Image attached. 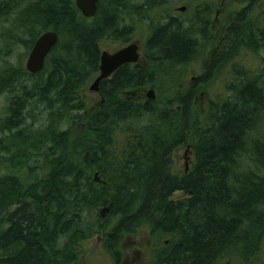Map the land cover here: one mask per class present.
<instances>
[{"label": "trees", "instance_id": "trees-1", "mask_svg": "<svg viewBox=\"0 0 264 264\" xmlns=\"http://www.w3.org/2000/svg\"><path fill=\"white\" fill-rule=\"evenodd\" d=\"M165 1L99 0L85 19L74 0H0V59L58 35L41 72L0 74V264H78L95 236L118 264L123 239L142 229L155 246L149 264H264V78L235 67L226 97L204 112L194 99L240 49L264 52V22L249 23L250 5L232 13L200 77L142 99L170 87L199 50L191 26L150 18ZM143 22L141 62L102 81L87 108L100 44L133 41ZM207 27L196 28L205 40ZM185 145L193 164L179 176L173 154ZM178 192L188 197L173 200Z\"/></svg>", "mask_w": 264, "mask_h": 264}, {"label": "rangeland", "instance_id": "rangeland-1", "mask_svg": "<svg viewBox=\"0 0 264 264\" xmlns=\"http://www.w3.org/2000/svg\"><path fill=\"white\" fill-rule=\"evenodd\" d=\"M248 5L251 6L250 13L248 14L249 23L252 25L262 24L264 22V0H167L165 1V5L160 8V12L157 11L154 12L153 15H150V18H153L155 22L157 20H162V16L159 17V13L168 17L177 15V20L180 21L182 25L183 23L187 26L191 24L196 28V11L198 10V13H200L203 6L206 7V10L212 11V16L210 15L211 19L208 22L209 27H207L208 39H201V42H199L200 45L196 58L183 69L170 87L167 86L153 90L155 97L159 96L165 98L170 96L172 92L187 87L189 83H192L191 80L193 78L201 76L202 63L208 54L210 45L219 38V31L222 30L225 23H227L229 15L238 12ZM181 7H185L186 11L184 13H177L176 9ZM216 13H218L217 16ZM200 19H202V17H199V20ZM146 24V22H143L141 25H138L133 37V41L139 43V62H141L142 55L141 47L144 45L149 34ZM100 46L102 51L108 53H113L121 47L119 44L115 43H101ZM27 56L28 54H26L25 50L21 47L12 49L5 60L0 59V74L9 66H21L25 69ZM229 57L230 56H228V58ZM235 67L251 75L264 78V52L259 51L253 53L247 49H240L230 60H226L224 63L219 64L212 79L204 86H201L194 97V99H196L195 105L198 106L197 108H199L201 112L207 110L208 100L226 97L227 86L235 80ZM92 83L93 81L82 91L83 100L87 102V108L89 109L94 108L101 99L99 93L89 90ZM149 90L150 89L146 90L142 99H148L147 92ZM36 127L37 126L34 128ZM173 161L174 173L183 176L185 172L188 171L187 168L189 169L193 164V154L190 145L178 148L173 154ZM2 174L3 170L0 169V175ZM187 197L188 194L178 192L173 195L172 199L180 200L186 199ZM102 217H105V215H102ZM154 247V242L149 239L147 229H142L134 235L126 236L120 245L121 256L118 264H149L150 255ZM78 253V264H113L112 259L102 247L100 236H95L83 242L79 246Z\"/></svg>", "mask_w": 264, "mask_h": 264}, {"label": "water", "instance_id": "water-1", "mask_svg": "<svg viewBox=\"0 0 264 264\" xmlns=\"http://www.w3.org/2000/svg\"><path fill=\"white\" fill-rule=\"evenodd\" d=\"M75 6L85 19L94 18L97 12L99 0H74ZM181 12L184 9H180ZM58 35L55 32L47 31V33L38 37L28 55L25 69L29 74H37L43 69L46 57L56 45ZM140 61L139 46L136 42L121 48L113 53L106 51L101 52L99 60V74L93 81L89 90L99 93V86L102 81L111 78V76L124 65H136ZM147 98L154 100L153 90L147 92Z\"/></svg>", "mask_w": 264, "mask_h": 264}, {"label": "flooded vegetation", "instance_id": "flooded-vegetation-1", "mask_svg": "<svg viewBox=\"0 0 264 264\" xmlns=\"http://www.w3.org/2000/svg\"><path fill=\"white\" fill-rule=\"evenodd\" d=\"M180 9H184V11L183 12H181L180 11ZM176 11H177V13H184L185 11H186V9H185V7H181V8H178V9H176ZM204 12H206V7H202V10H200V13H198V10L196 11V19H198L197 20V27H198V29H203L204 28V25L206 24V26H208L209 27V24H208V22H209V20L211 19V14H212V11H210V19H208V21H204L203 20V16H204ZM218 15V13H216V16ZM193 16V15H192ZM177 15H173V16H169V18H171V19H174L177 23H179L180 25H181V27L182 28H189L190 26L193 28V30H194V32H195V35L194 36H196V37H193L192 36V40H197L198 42H201V39H203L204 37H205V35L204 36H202L200 33H197V30H196V28H194L191 24H189V26H187V25H185L184 23H183V25L180 23V21H178L177 20ZM199 17H202V19H200L199 20ZM215 21H216V19H215ZM207 22V23H206ZM211 30H212V26H211ZM221 30L219 31V36L221 35ZM133 42V41H132ZM137 44H139V43H137ZM139 46V45H138ZM200 77V76H199ZM198 78V77H197ZM197 78H193L192 80H191V82H193L195 79H197ZM187 170L188 171H186L185 172V175L186 174H188L189 173V171H190V168L188 169L187 168Z\"/></svg>", "mask_w": 264, "mask_h": 264}, {"label": "bare ground", "instance_id": "bare-ground-1", "mask_svg": "<svg viewBox=\"0 0 264 264\" xmlns=\"http://www.w3.org/2000/svg\"><path fill=\"white\" fill-rule=\"evenodd\" d=\"M52 32H53V31H52ZM45 33H47V31L44 32V33H42L40 36H42V35L45 34ZM40 36H39V37H40ZM57 42H58V41H57ZM131 42H132V41H131ZM131 42H129V43L125 44V45H121V48H124V47L130 45ZM56 44H57V43H56ZM33 45H34V44H33ZM55 46H56V45H55ZM55 46H54V47H55ZM32 47H33V46H32ZM54 47H53V48H54ZM53 48H52V49H53ZM31 49H32V48H31ZM31 49H30V51H31ZM30 51H29V53H30ZM50 52H51V51H50ZM29 53H28V55H29ZM49 54H50V53H49ZM49 54H48V55H49ZM195 56H196V55H195ZM27 58H28V56H27ZM46 58H47V57H46ZM45 60H46V59H45ZM192 60H193V59H192ZM26 61H27V59H26ZM25 64H26V62H25ZM44 64H45V62H44ZM188 64H189V63H188ZM124 66H126V65H124ZM124 66H122V67H124ZM43 67H44V65H43ZM122 67H121V68H122ZM185 67H186V66H185ZM121 68H119V69H121ZM119 69H118V70H119ZM25 70H26V69H25ZM118 70H117V71H118ZM117 71H116V72H117ZM40 72H41V71H40ZM200 75H201V73H200ZM93 81H94V79H93ZM230 81H231V80H230ZM152 90H153V89H152ZM154 95H155V94H154Z\"/></svg>", "mask_w": 264, "mask_h": 264}]
</instances>
